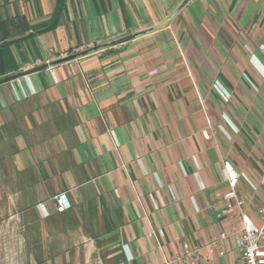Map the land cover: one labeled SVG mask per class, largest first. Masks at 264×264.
Returning a JSON list of instances; mask_svg holds the SVG:
<instances>
[{"label": "crops", "instance_id": "obj_1", "mask_svg": "<svg viewBox=\"0 0 264 264\" xmlns=\"http://www.w3.org/2000/svg\"><path fill=\"white\" fill-rule=\"evenodd\" d=\"M262 45L264 0H0V264H165L183 243L234 264L207 244L232 223L224 162L259 223ZM25 70L37 93L15 102Z\"/></svg>", "mask_w": 264, "mask_h": 264}, {"label": "built area", "instance_id": "obj_2", "mask_svg": "<svg viewBox=\"0 0 264 264\" xmlns=\"http://www.w3.org/2000/svg\"><path fill=\"white\" fill-rule=\"evenodd\" d=\"M263 48L264 45L259 47L260 50H263ZM250 62L255 69H262L261 75L264 76V69L254 56L250 57ZM50 74L53 78L52 72H50ZM53 81L57 82L56 79H53ZM247 81L251 87L255 88L249 80ZM8 86L15 102L30 98L37 93L26 70L23 74L8 80ZM213 88L223 101H228L229 96L218 86V84H214ZM225 117L226 116L223 115V119H226V123L233 128L234 132H237V128H235ZM109 134L116 144L113 131L110 130ZM191 160L194 166L192 176L196 181L198 189L202 190L204 186L199 180L200 166L198 160L195 156H192ZM218 172L227 185V190L223 194V201L226 203V208L222 212V215L232 220V223L227 230L221 231L217 237L209 241L207 244L208 251L210 254L217 251L218 256L221 257L224 255L222 244L228 240H232L237 254L234 264H264V203L258 211L259 223L254 224L246 216L244 201L237 195L236 188L240 180L245 181L252 190H256V187L249 182L243 173L235 172L228 163L224 162L222 166H218ZM153 177L157 186L154 192L148 194V198L151 200L154 210H159L165 207V202L160 194L163 185L156 174H153ZM261 183L264 185V179H261ZM53 203L56 212H64L71 208V204L65 194L55 196L53 198ZM38 207L42 212L43 206L38 205ZM42 214L44 217H48L49 215L47 212ZM121 250L124 253L125 259L130 260L131 256L125 245L121 246ZM179 260H181L183 264H201L202 255L200 249L190 247L187 243H183L180 255L167 259L165 264H172Z\"/></svg>", "mask_w": 264, "mask_h": 264}, {"label": "water", "instance_id": "obj_3", "mask_svg": "<svg viewBox=\"0 0 264 264\" xmlns=\"http://www.w3.org/2000/svg\"><path fill=\"white\" fill-rule=\"evenodd\" d=\"M74 56H72V57H69V58H67V59H65V60H69V59H71V58H73Z\"/></svg>", "mask_w": 264, "mask_h": 264}]
</instances>
